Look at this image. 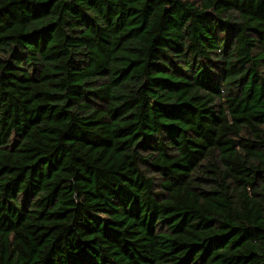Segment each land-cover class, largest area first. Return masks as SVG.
Returning <instances> with one entry per match:
<instances>
[{
    "label": "trees",
    "instance_id": "16d2710c",
    "mask_svg": "<svg viewBox=\"0 0 264 264\" xmlns=\"http://www.w3.org/2000/svg\"><path fill=\"white\" fill-rule=\"evenodd\" d=\"M0 264H264V0H0Z\"/></svg>",
    "mask_w": 264,
    "mask_h": 264
}]
</instances>
